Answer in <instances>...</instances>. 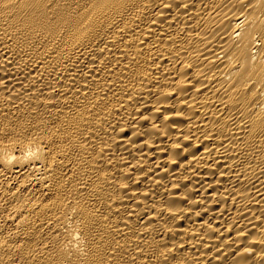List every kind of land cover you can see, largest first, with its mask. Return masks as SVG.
<instances>
[{
	"label": "bare ground",
	"instance_id": "obj_1",
	"mask_svg": "<svg viewBox=\"0 0 264 264\" xmlns=\"http://www.w3.org/2000/svg\"><path fill=\"white\" fill-rule=\"evenodd\" d=\"M0 264H264V0H0Z\"/></svg>",
	"mask_w": 264,
	"mask_h": 264
}]
</instances>
